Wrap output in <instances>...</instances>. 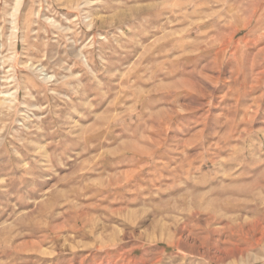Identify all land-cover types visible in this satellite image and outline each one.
Masks as SVG:
<instances>
[{"label":"rangeland","instance_id":"obj_1","mask_svg":"<svg viewBox=\"0 0 264 264\" xmlns=\"http://www.w3.org/2000/svg\"><path fill=\"white\" fill-rule=\"evenodd\" d=\"M0 264H264V0H0Z\"/></svg>","mask_w":264,"mask_h":264},{"label":"bare ground","instance_id":"obj_2","mask_svg":"<svg viewBox=\"0 0 264 264\" xmlns=\"http://www.w3.org/2000/svg\"><path fill=\"white\" fill-rule=\"evenodd\" d=\"M260 4H261V3H260ZM251 9H252V8H251ZM254 9H255V8H254ZM245 10H247V9H245ZM247 11H248V10H247ZM253 11H254V10H253ZM254 12H255V11H254ZM254 12H253V13H254ZM257 12H258V11H257ZM243 14H244V13H243ZM251 14H252V13H251ZM253 17H254V16H253ZM249 20H250V19H249ZM249 26H250V25H249ZM245 28H246V27H245ZM238 31H239V30H238ZM214 44H215V43H214ZM200 58H202V57H200ZM186 61H187V60H186ZM197 61H198V60H197ZM189 62H190V61H189ZM173 63H174V62H173ZM191 63H192V62H191ZM193 63H194V62H193ZM193 63H192V64H193ZM197 63H198V62H197ZM188 65H189V64H188ZM193 65H194V64H193ZM208 66H209V65H208ZM185 81H186V80H185ZM208 81H209V80H208ZM186 83H187V82H186ZM190 83H191V82H190ZM195 84H196V83H195ZM180 85H181V83H180ZM197 85H199V84H197ZM197 85H196V86H197ZM193 86H194V85H193ZM177 87H178V86H177ZM177 87H175V88H177ZM188 87H189V86H188ZM199 87H200V85H199ZM180 88H181V87H180ZM187 89H188V88H187ZM202 91H203V90H202ZM203 93H204V92H203ZM140 102H141V101H140ZM171 116H172V115H171ZM173 117H174V116H173ZM173 117H172V118H173ZM169 118H170V117H169ZM156 144H157V143H156ZM132 146H133V145H132ZM130 147H131V146H130ZM130 147H129V148H130ZM136 148H138V147H136ZM158 148H159V146H158ZM133 150H134V149H133ZM147 150H148V149H147ZM128 152H130V151H128ZM133 152H135V151H133ZM136 152H138V151H136ZM136 152H135V153H136ZM116 164H117V163H116ZM125 174H126V173H125ZM125 176H126V175H125ZM128 176H129V173H128ZM128 176H127V177H128ZM116 178H117V177H116ZM119 178H120V176H119ZM133 178H134V177H133ZM117 179H118V178H117ZM129 180H130V179H129ZM129 180H128V181H129ZM126 182H127V179H126ZM110 185H111V184H110ZM118 185H119V184H118ZM52 200H53V199H52ZM47 201H48V200H47ZM223 201H224V200H223ZM46 205H47V204H46ZM81 213H82V212H81ZM34 215H35V214H34ZM197 215H198V214H197ZM33 219H34V218H33ZM30 220H31V219H30ZM35 222H36V221H35ZM56 225H57V224H56ZM63 227H64V225H63ZM65 228H66V227H65ZM57 230H58V229H57ZM54 232H55V231H54ZM27 245H29V244H27ZM33 245H34V244H33ZM33 245H32V246H33ZM20 247H21V246H20ZM25 249H26V248H25ZM22 251H23V250H22ZM22 251H20V252H22ZM25 251H26V250H25Z\"/></svg>","mask_w":264,"mask_h":264}]
</instances>
